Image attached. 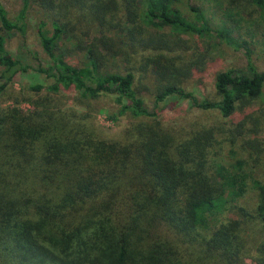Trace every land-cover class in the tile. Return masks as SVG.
Wrapping results in <instances>:
<instances>
[{
  "label": "trees",
  "instance_id": "1",
  "mask_svg": "<svg viewBox=\"0 0 264 264\" xmlns=\"http://www.w3.org/2000/svg\"><path fill=\"white\" fill-rule=\"evenodd\" d=\"M35 1L50 18V29L37 28L46 65L25 64L0 32V97L19 73L44 78L26 84L29 108L12 92L14 104L0 103V264H264V182L243 156L264 130V111L252 107L264 70L248 61L246 73L216 72L214 98L187 89V39L210 31L191 0ZM250 1L264 16V0ZM23 19L0 1V30L23 34ZM62 40L83 52V64L64 59ZM133 53L152 68L150 108L132 68H103ZM99 99L114 104L109 120L128 119L118 136L97 124ZM177 101L223 120L186 130L162 123ZM248 191L250 209L235 204Z\"/></svg>",
  "mask_w": 264,
  "mask_h": 264
},
{
  "label": "rangeland",
  "instance_id": "2",
  "mask_svg": "<svg viewBox=\"0 0 264 264\" xmlns=\"http://www.w3.org/2000/svg\"><path fill=\"white\" fill-rule=\"evenodd\" d=\"M0 1L10 18L21 10L24 14L25 30L23 34L15 30H0L6 49L31 67L46 65L48 56L40 44L37 28L39 24L44 23V28L50 29V18L47 12L35 0ZM191 3L201 11L202 17L207 23L203 25L207 26L210 31L204 33L200 38L187 39L188 49L182 52L186 61L191 59V72L186 82L187 89L197 96L214 98L213 81L216 72L233 68L246 73L248 61L259 70H264V16L261 15L262 8L260 6L250 0H239L234 3H230L228 0H191ZM183 13L189 19H195L194 11L183 8ZM196 24L197 26L201 25L199 21ZM146 30H150V28H146ZM163 30L168 31L167 29ZM218 32L228 35L231 38L230 43L220 38ZM179 37L186 40L185 35H179ZM60 44L65 46L63 56L68 63L81 65L85 62L83 52L72 48L74 42L62 40ZM139 62L138 53H133L128 60L123 61L118 57L105 63L103 68L104 70L132 68L134 81L141 89L145 105L150 108L154 88L152 68L146 67L142 70L139 67ZM43 79L41 74L32 69L27 73H19L12 86L10 85L12 91L8 90L7 95L12 92V95L18 96L17 102L20 107L29 108L30 104L26 100L33 97L34 93L26 89V84ZM7 95L0 97V103L14 104ZM70 95H66L68 97L67 104L81 109L80 106L72 102L69 98ZM95 105L99 109L96 113L97 124L101 127L103 134L109 137L118 136L120 129L127 124L128 119L122 115L116 121L109 120L107 113L109 110H114V104L107 99L96 100ZM252 107L264 111V95L257 99ZM159 119L162 123L172 127L183 126L185 130L188 127L196 128L202 124L222 122L223 120L216 110L188 109L185 101L172 103L159 115ZM226 122L228 123L227 120ZM227 123L226 125H229ZM256 137L259 142L256 141L252 146H245L244 155H242L247 160L248 167L254 172V176L264 182V130H260ZM228 147L225 146L222 151L225 161L229 159L226 156ZM255 199L253 191H248L244 196L238 198L235 204L250 209ZM241 264H255V262L252 258L245 257Z\"/></svg>",
  "mask_w": 264,
  "mask_h": 264
}]
</instances>
